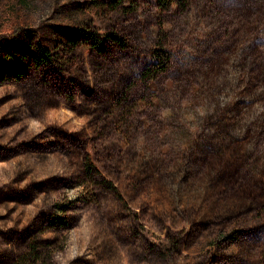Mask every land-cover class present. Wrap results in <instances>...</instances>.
<instances>
[{
    "label": "rangeland",
    "instance_id": "374dc122",
    "mask_svg": "<svg viewBox=\"0 0 264 264\" xmlns=\"http://www.w3.org/2000/svg\"><path fill=\"white\" fill-rule=\"evenodd\" d=\"M110 3L0 0V264H264V0Z\"/></svg>",
    "mask_w": 264,
    "mask_h": 264
},
{
    "label": "trees",
    "instance_id": "16d2710c",
    "mask_svg": "<svg viewBox=\"0 0 264 264\" xmlns=\"http://www.w3.org/2000/svg\"><path fill=\"white\" fill-rule=\"evenodd\" d=\"M112 1L114 0H109V2H111V8H116L117 6H120L123 10L128 11L130 10L131 5L124 6V3L133 2L134 0H115L114 3ZM173 4L177 5L181 9L185 7V3H183V0H157V6L160 8L161 11H165L167 7ZM89 40L93 42L85 43V45L89 47L95 46V43L98 40V35H91ZM164 46L165 43L163 42L158 44L157 41L154 44L153 49L155 51L153 52H155V54H153L155 58H157V61L153 63L152 70L147 69L146 71H143L141 73L142 78H152L156 73L163 72L166 69L167 64L169 63V56L167 53H165V51H163V49H160ZM156 47H158L159 49H156ZM156 51L158 52L157 54ZM58 60L59 59L57 57V54L50 52V50L44 48V46L42 45L35 44L33 47H31V49H28V47L26 48L25 46L11 45L9 43L8 37L0 36V84L7 82H19L24 79L26 76V69L24 68V64L27 61H31L33 65L38 66L42 64H53L56 63ZM82 167L84 175H93L91 174V172L93 171L96 176L99 177L96 169L93 168L87 155H85L83 159ZM102 182L105 183L108 181L102 179ZM108 184L109 187L103 185V188H111V190L118 196V198L121 199V196L116 187H114L109 182ZM24 262L25 261H23V263ZM13 264H21V261L19 263L17 262Z\"/></svg>",
    "mask_w": 264,
    "mask_h": 264
}]
</instances>
